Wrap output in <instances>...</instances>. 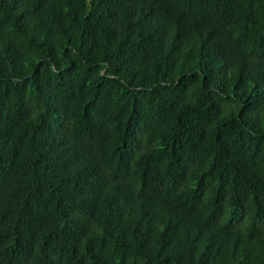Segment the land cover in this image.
Wrapping results in <instances>:
<instances>
[{
	"label": "trees",
	"instance_id": "1",
	"mask_svg": "<svg viewBox=\"0 0 264 264\" xmlns=\"http://www.w3.org/2000/svg\"><path fill=\"white\" fill-rule=\"evenodd\" d=\"M0 264H264V0H0Z\"/></svg>",
	"mask_w": 264,
	"mask_h": 264
}]
</instances>
